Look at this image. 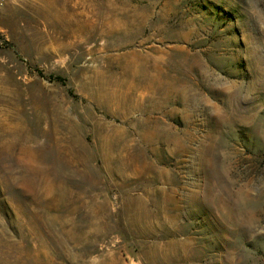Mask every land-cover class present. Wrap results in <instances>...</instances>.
<instances>
[{"label": "rangeland", "instance_id": "rangeland-1", "mask_svg": "<svg viewBox=\"0 0 264 264\" xmlns=\"http://www.w3.org/2000/svg\"><path fill=\"white\" fill-rule=\"evenodd\" d=\"M0 264H264V0H0Z\"/></svg>", "mask_w": 264, "mask_h": 264}]
</instances>
